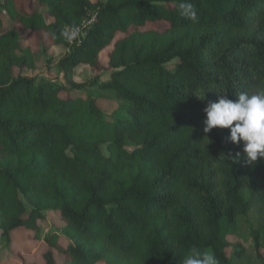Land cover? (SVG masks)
<instances>
[{"label": "trees", "instance_id": "16d2710c", "mask_svg": "<svg viewBox=\"0 0 264 264\" xmlns=\"http://www.w3.org/2000/svg\"><path fill=\"white\" fill-rule=\"evenodd\" d=\"M36 1L43 10L0 0V28L4 12L14 23L0 31L6 242L20 227L38 235L56 210L65 226L44 236V264H180L191 247L235 264L238 218L254 210L264 264V159L246 163L229 128L203 131L209 102L264 89V0ZM160 21L166 30L141 29ZM16 24L68 46L57 62L66 83L13 73L36 57L31 45L20 50ZM81 63L110 77L77 82ZM85 85L124 107L108 119L95 96L67 93Z\"/></svg>", "mask_w": 264, "mask_h": 264}, {"label": "rangeland", "instance_id": "374dc122", "mask_svg": "<svg viewBox=\"0 0 264 264\" xmlns=\"http://www.w3.org/2000/svg\"><path fill=\"white\" fill-rule=\"evenodd\" d=\"M26 6L28 9L36 8L43 10L44 8L36 0H26ZM3 19L4 24L3 27L0 28V31H5L14 25L5 12L3 13ZM51 19L52 18L49 17V20ZM16 26L20 29V50L31 45L36 51V57L34 68L15 65L13 67V73L15 75L23 74L34 77L46 76L66 83L63 73L58 69L57 62L67 51L68 46L60 43H51L49 38L44 34H35L32 31H27L19 24H16ZM167 27V22L160 21L148 23L141 29H157L164 31ZM122 36H125V34L119 33L116 35L115 39L121 38ZM109 49L110 48L102 52L103 59H107V52ZM175 61L176 59L168 63V66L173 67ZM104 62H106V60ZM110 71L109 68H105L101 71H94L88 64L81 63L74 68L73 79L77 82L87 84L98 75L100 80H106L110 77ZM69 85L68 83V86ZM67 93L71 96H86L89 94L95 96L99 106L107 114L108 119L113 118V116L118 113V110L124 107L123 102L115 96L114 93L104 91L98 88V86L91 87L85 85L82 88L70 87ZM45 215L46 217L40 223L38 235H36L34 231H28L20 227L12 232V240L8 243L1 236L0 231V264H44L42 253L47 247L44 236L50 230L62 232L65 226L64 220L56 210H46ZM258 227L259 215L254 210H249L246 214L239 216L238 229L234 239H239L242 242L244 254L239 259L234 260L235 264H263L262 260L257 256L253 237V232ZM62 239L64 243H68V239L65 236H63ZM232 252L233 250L229 249L228 253L231 254Z\"/></svg>", "mask_w": 264, "mask_h": 264}, {"label": "clouds", "instance_id": "9594fccd", "mask_svg": "<svg viewBox=\"0 0 264 264\" xmlns=\"http://www.w3.org/2000/svg\"><path fill=\"white\" fill-rule=\"evenodd\" d=\"M204 111L205 133L217 126L229 128L231 142L240 144L243 141L246 163L254 165L264 159V89L252 93L238 92L236 100L221 95L218 101L209 102ZM240 156L237 153L235 158L238 160ZM180 264H218V261L214 253L191 247L184 253Z\"/></svg>", "mask_w": 264, "mask_h": 264}, {"label": "built area", "instance_id": "2783aa9c", "mask_svg": "<svg viewBox=\"0 0 264 264\" xmlns=\"http://www.w3.org/2000/svg\"><path fill=\"white\" fill-rule=\"evenodd\" d=\"M80 31V28L79 27H77V28H75L74 30H72L71 31V33L73 34V35H77V33ZM83 33V32H82Z\"/></svg>", "mask_w": 264, "mask_h": 264}]
</instances>
